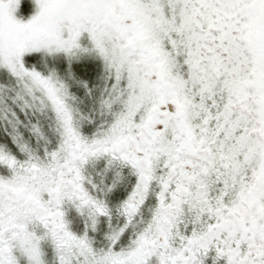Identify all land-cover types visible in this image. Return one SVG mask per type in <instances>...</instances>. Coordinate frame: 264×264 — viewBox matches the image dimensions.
I'll return each instance as SVG.
<instances>
[{
	"label": "snow or ice",
	"instance_id": "snow-or-ice-1",
	"mask_svg": "<svg viewBox=\"0 0 264 264\" xmlns=\"http://www.w3.org/2000/svg\"><path fill=\"white\" fill-rule=\"evenodd\" d=\"M0 264H264V0H0Z\"/></svg>",
	"mask_w": 264,
	"mask_h": 264
}]
</instances>
